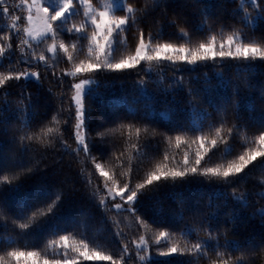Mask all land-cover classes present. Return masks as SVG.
Returning <instances> with one entry per match:
<instances>
[{
  "label": "trees",
  "instance_id": "trees-1",
  "mask_svg": "<svg viewBox=\"0 0 264 264\" xmlns=\"http://www.w3.org/2000/svg\"><path fill=\"white\" fill-rule=\"evenodd\" d=\"M127 2L137 9H143L147 5L148 11L143 17L137 13L141 23L126 33L127 48L121 46L120 49L123 55L134 50L138 29H142L145 35L149 32L154 36L160 33L161 42L183 43L184 41L177 39V28L170 24L173 20L187 22L181 23V27L191 37L189 47L204 42L209 34H216L219 42L221 28L224 36L232 34L235 29L242 38L246 36L257 42L264 41V19L258 16V12L264 10V0H256L260 5L259 9L244 3V0H200L199 3L196 0H160L159 6L154 0ZM92 3L99 8L103 0H92ZM5 6L9 7V14L0 16V44L11 43L12 49L6 53L0 73L7 75L13 69L16 72L27 69L39 72L40 80L36 82L13 79L0 88V92L6 93L0 96V209L3 211V217L0 218V236H4L5 241H15H0L3 249L42 250L50 241L58 240L59 237L51 231L56 227L61 229L60 235H70V245L73 238L77 244L80 240L88 243L87 251L90 253L98 251L118 257L126 244L128 253L125 254L124 264H189L190 261L192 264H211L212 261L221 259L229 261V264H240V261L243 264H264V247H257L255 251L248 247L249 241L253 245L264 246V217L258 214L264 209V197L259 195L264 192V158L254 161L230 184L201 175H189L183 181L177 180L174 186L171 180H162L157 191L139 197L140 203L135 216L127 212L118 214L114 209L106 211L100 207L99 199L93 195V188L99 185L103 190L102 178L98 176L93 163L84 152L77 155L71 151L77 148L73 137L74 117L69 107L73 82L63 72L70 70L72 64L62 53H59L58 58L52 59L46 51L45 43H40L38 47L32 45L37 54L43 51L49 57V64L54 67H45L43 62H19L21 54L17 48L18 35L11 30V25L16 23L19 38H24L27 21L23 3L22 0H6ZM77 8L80 9V6L77 5ZM241 8L243 10L238 11ZM80 11L81 15L73 17L68 27L73 23L79 25L83 22V10ZM116 14L125 13L118 11ZM245 14L251 21L249 26L242 22ZM16 16L20 17L19 21L15 20ZM204 21L207 22V27L203 31H195L196 26ZM4 36L10 39L5 41L2 39ZM73 38L69 33L62 32L57 39L58 42L62 40L69 43ZM51 42L48 40V44ZM80 43L86 44L87 41ZM116 58H120V55ZM77 59H84V56L80 55ZM151 67L152 71H148L142 62L134 69L111 71L102 68L77 77L80 80L95 79L99 85L92 86L96 88L93 97L85 96L86 109H90L86 112L85 131L90 155L97 162L104 163L106 170L111 171L114 156H119L125 149L128 156H136L135 150L131 148V143L136 142L134 130L126 145L125 138L128 133L127 129L120 130L121 125L134 124L150 130L147 136L142 134L138 142L141 146L147 145L143 148L146 155L139 169L138 161H131L133 183L141 181L152 170L153 165L162 159L165 151L170 158L175 156L177 161L182 159L184 150L189 151L192 158L191 153L198 147L191 143L192 140L202 134L209 137L214 135V128L210 126L219 127L222 117L227 120L225 135L233 124L242 126L240 134L234 130L228 141L234 146L229 160L245 150L244 143L253 146L255 138L264 132V62L257 60L254 68H245L242 63L233 60H227L222 65L207 61L195 66L166 63L162 68L155 64ZM219 72H223L227 81L226 87L216 78V73ZM138 83L145 86V96H141ZM28 96L34 105L35 114L31 118L30 128H24L22 120L26 116L19 117L17 113L21 101L25 105L29 103L26 98ZM134 97L139 101L135 104L137 113L130 115L128 109ZM200 109L206 110L209 114L207 118H204ZM57 113L62 121V139L67 142L70 150L66 152L60 139H56L50 147L28 141L26 143L30 150L23 151L20 135L38 132ZM63 120L68 123L64 124ZM197 125H202L203 132L195 130ZM109 129L113 130L112 134L103 138L97 135L98 132ZM152 130H155V136L151 135ZM176 135L187 140L190 147L184 149L182 145L181 149H177L164 142L165 136ZM242 137H246V140ZM223 147L221 144L220 150ZM220 155L221 152L216 149L209 153L211 161L208 166L224 163ZM169 163L174 166L171 159ZM3 176H8L11 182L3 181ZM13 176L18 178L12 179ZM89 179L92 180L91 185L88 183ZM56 193L62 194L54 209L57 219L43 230L33 231L31 235L18 234L12 221L23 222L20 220L21 214L29 216L37 209L44 208L55 199ZM234 193L246 196L247 204L235 201ZM181 214L183 219H180ZM136 217L146 221L149 227L141 228L136 223ZM114 221H119L118 229ZM189 225L197 229V232L188 237L181 236ZM116 231L121 236L118 237ZM159 231L172 233V241L179 242L180 247H184L185 240L189 242V246L207 240L208 233H211L221 247L216 251L209 249L205 257L189 252L162 256L160 252L167 251L168 245L164 242L160 245L154 243ZM141 235L148 239V247L147 251L140 249L137 254L136 244L140 242ZM228 241L238 242L241 251L223 247ZM5 250H0V256L6 255ZM218 253H223V256ZM54 254L55 249L50 248L47 257L51 259ZM139 256H146L147 259L141 261ZM21 264H25L23 259ZM77 264L111 262L79 258Z\"/></svg>",
  "mask_w": 264,
  "mask_h": 264
},
{
  "label": "snow or ice",
  "instance_id": "snow-or-ice-1",
  "mask_svg": "<svg viewBox=\"0 0 264 264\" xmlns=\"http://www.w3.org/2000/svg\"><path fill=\"white\" fill-rule=\"evenodd\" d=\"M200 0H196L199 3ZM24 5H27L28 15L26 17L29 24L32 23L34 17H41L43 20V26L41 29L33 30L31 27L24 29V33L27 38H19V32L17 24L11 25V30L18 35L17 48L21 54L20 61L25 64H37L43 62L45 67L52 68V64H49V57L40 52L37 54L36 49L33 48L32 41H35L37 47L40 43L47 44L46 51L51 53L52 58L55 59L58 53H62L68 62L72 64L70 70H64L63 75L73 77L74 80L80 76H86L90 73L99 71L102 68H106L111 71H124L137 68L142 62L147 66L148 71H152V65L162 68L166 63L172 65L187 64L195 66L197 64H204L207 61H213L218 65H222L227 60H233L242 63L245 68H254L257 60L264 62V41L257 42L254 39L248 37H241L239 31L233 29V33L224 36L223 28L220 29L221 39L217 40L216 34H209L204 42H199L194 47H189L191 44V37L189 33L181 27V23H187L186 21L170 22L171 26L177 28V39L184 41L177 44L173 42H161L162 35L157 33L155 36L149 32L145 35L142 29H138V36L136 37L137 43L133 51L126 55L121 54V46L127 48V36L126 33L133 27L141 23V19L138 18L137 13L143 17L147 14V5L143 9H137L127 0H103L101 6L95 7L92 0H22ZM154 3L159 6L160 0H154ZM244 3L259 9L260 5L256 3V0H244ZM6 0H0V16L9 14V7L5 6ZM83 9L84 20L79 25L71 24L68 27L71 19L75 16L81 15L80 9ZM195 6V5H194ZM239 9L238 11H242ZM124 12V15H117V12ZM258 16L264 19V10L258 12ZM16 21L20 20L19 16L15 17ZM59 22V23H56ZM243 23L246 26L251 24L248 15L245 14ZM207 27V22H201L196 26L195 31H203ZM62 32H67L74 38L65 43L60 40L58 42V35ZM212 30L210 29V33ZM2 39L9 40L8 36H4ZM48 40L52 42L48 44ZM81 41H87L86 44H81ZM12 49V44H0V66H3V60L6 58V53H9ZM83 55L84 59H77L78 56ZM120 55V58H116ZM103 57V60L101 59ZM7 58H10L7 57ZM55 75V72H53ZM216 78L223 86H227L223 72L216 73ZM25 81L34 80L39 82L40 73L35 71H23L16 72L14 69L9 74L5 75L0 73V88H2L8 81L11 80ZM210 83V80L208 81ZM98 82L95 79H81L79 82H73L71 85L70 110L74 117L73 124V137L77 142V148L71 149L77 155L82 151L84 152L94 165V168L99 177L102 178L103 190L99 185L94 186L93 195L99 199V206L106 211H112L113 209L119 214L127 212L135 216L137 212V206L139 205V197L147 195L148 192H155L160 187V182L171 180L173 186L177 180L183 181L189 175H201L205 177H211L223 184H230L235 182V178L239 177L241 173L245 172V169L254 163L258 158H264V132L260 133L254 141L253 146H249L248 143H244V151L237 154L234 159L229 160L228 157L234 152V146L229 144V139L232 138L233 131L240 134L241 127L233 124L232 127L227 129V134H224V128L227 125V120L223 117L219 122V127L212 125L214 128V135L209 137L208 135H200L192 140L191 143L197 144L198 147L194 153H190L187 150L182 152V159L176 160L175 156L169 157L167 151L162 154V159L156 162L152 170L148 171L141 181L133 183L132 165L131 161L136 159L137 169H139L140 163H143L146 153L143 151L144 147L138 142L141 135L147 136L149 134L148 127H136L134 124L121 125L120 130L127 129V137L125 138V144L127 145L134 135L136 142L131 143V148L135 150L136 156L131 157L127 155V149L120 152L119 156H114V166L111 171L106 170L105 164L96 161L95 157L90 155V148L88 142V136L85 131L86 112L90 109H86L85 96L93 97L96 93V88L91 87ZM219 86V85H218ZM140 90L141 96L146 95V88L143 84L137 85ZM190 94H191V90ZM6 95V93L0 92V96ZM264 95V93H262ZM27 105L21 101L17 115L19 117H25L22 120L24 128H30L31 118L35 114L34 105L30 102V96ZM139 101L134 97L131 106L128 111L130 115H136L137 109L135 104ZM147 107V105H146ZM195 107V106H193ZM63 111V109H61ZM204 118L208 117L206 110H199ZM61 119L59 113L54 115L49 124L44 125L36 133H25L20 135L19 141L24 146L23 151H29L28 144L26 142L32 141L40 143L43 146L50 147L53 145L56 139H60L61 145L64 150L69 151L67 142L62 139L63 133L60 129ZM64 124H67V120H63ZM195 130L203 132L202 125L195 126ZM113 130L109 129L103 132H98L97 135L101 138L106 135L112 134ZM121 131V135H123ZM151 135L155 136V130L151 131ZM246 140V137H242ZM164 142L177 149H181L182 145L184 149L190 147L189 142L185 140L181 135L175 137L165 136ZM224 147L220 150V145ZM214 149L221 152L220 158L224 163H218L215 166H208L211 161L209 153ZM123 157V159H122ZM207 158V159H206ZM174 162V166H170L169 161ZM203 162V164H202ZM127 171H124V169ZM120 169L121 171H117ZM31 171V169H28ZM18 178L13 176L12 179ZM3 181L11 182L8 176L2 177ZM88 183L91 185L92 180L89 179ZM264 197V192L259 193ZM62 198L61 193L55 194V199L51 203L47 204L44 208L37 209L29 216L21 214L20 220L23 222H17L13 220L14 227L18 230V234L31 235L33 231H41L52 221L57 219L54 214V209L59 204ZM233 199L244 205L247 204V197L244 195L233 194ZM261 217H264V209H261L258 213ZM3 217V211L0 209V218ZM180 219H183L182 214ZM117 229L119 227V221L113 222ZM136 223L144 229H147L149 225L146 221L136 217ZM31 230V231H30ZM53 235H57L58 240H52L42 250H12L6 251L0 246V250H5L6 255L0 256V264H21L22 259L25 264H77V260L82 258L83 260L98 259L102 261H110L111 264H124L125 254L128 253V247L125 244L118 257H114L111 254L104 255L98 251H87L89 245L83 240L77 244L73 238V243L70 245V235H60L61 229L54 227L52 230ZM66 231V230H65ZM197 232V229L192 226H187L181 236L188 237ZM118 237L121 236L119 231L115 233ZM172 233L168 231H159L154 243L160 245L164 242L167 247V251H161L160 255L168 256L171 254L189 252L197 254L201 257H205L206 252L211 249L216 251L221 245L218 240L208 233L209 239L198 241L195 244L189 246V242L185 240L184 247H180L179 242L172 241ZM0 241L6 243H15V241H5L4 236H0ZM139 243L136 244L137 254L140 249L147 251L148 239L141 235L139 237ZM223 247H230L232 251H241V245L236 241H228ZM248 247L253 251L257 247L252 242H248ZM50 248L55 249V254L51 259L47 257V252ZM84 249V251H81ZM42 252L45 254L42 255ZM73 253L77 255H73ZM219 256H223V253H218ZM131 257L129 256V260ZM141 261L146 260V256H139ZM189 264H192L190 261ZM211 264H229L227 260L212 261ZM243 264V261H240Z\"/></svg>",
  "mask_w": 264,
  "mask_h": 264
},
{
  "label": "rangeland",
  "instance_id": "rangeland-1",
  "mask_svg": "<svg viewBox=\"0 0 264 264\" xmlns=\"http://www.w3.org/2000/svg\"><path fill=\"white\" fill-rule=\"evenodd\" d=\"M28 2L31 3V0H28ZM22 7H23V9H24L25 16L27 17V15H28V12H27V5H24V4H23ZM82 10H83V9H82ZM26 21H27V19H26ZM56 23H57V22H56ZM42 26H43V20H42L41 17H34V19H33V21H32L31 24H29L28 21H27V27H31L34 31H35V30H38V29H41ZM27 27H26V28H27ZM24 38H27L26 35H25V33H24ZM32 44L37 45L35 41H32ZM49 44H50V43H49ZM48 54H49V56L52 58L51 53H48ZM58 57H59V53L57 54L56 58H58ZM56 58H55V59H56ZM52 59H53V58H52ZM101 59L103 60V57H101ZM67 77L70 78V79L72 80V82H79V81H80V79H78V78H75V80H74L73 77H69V76H67ZM22 80L25 81L24 79H22ZM93 86H94V85H93ZM91 87H92V86H91Z\"/></svg>",
  "mask_w": 264,
  "mask_h": 264
}]
</instances>
